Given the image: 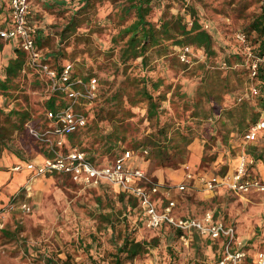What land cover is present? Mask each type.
<instances>
[{
    "label": "trees",
    "instance_id": "16d2710c",
    "mask_svg": "<svg viewBox=\"0 0 264 264\" xmlns=\"http://www.w3.org/2000/svg\"><path fill=\"white\" fill-rule=\"evenodd\" d=\"M228 2L239 12L241 26L238 33L245 35L246 43H241L235 34L234 44L220 45L218 36L204 29L196 13V5H188V0H34L29 19L36 30L35 41L39 50L45 48L50 40L48 30L56 26V20L64 24V29L54 34H60L64 39L75 37L67 46L70 49L61 47L41 52L44 62L55 59L56 69L60 71L68 53L86 52L89 48L100 59L97 61L84 54L83 60L77 64L83 77L99 79V95L92 108L93 121L90 120L81 131L69 135L72 145L66 142V147L72 148L77 143L83 145L82 150L98 166H112L116 157L139 147L149 148L147 154L143 152L139 156V160L152 162V169L170 167L176 158L181 159L193 137L189 132L180 131L179 127L172 130L174 117L168 111L175 108L176 117L184 119L187 115L193 118L213 116L216 104L222 110L220 101L223 102V109H227L230 104L227 96L236 89L229 81L233 64L245 67L235 71L236 77L243 78L241 75L249 70L246 47L251 48L252 58L264 59V1ZM6 42L0 38V52ZM176 47H190L194 58L205 60L199 65L200 73L191 75L189 81L183 84H174V76L169 73L164 77L151 73L153 68L158 67L154 64L153 54L157 55V60L169 59L174 64L179 60ZM14 55V59L0 70V159L4 153L10 152L20 161H27L24 159V146L28 144L34 152L49 157L50 151L44 144L32 143L29 139L24 142L26 123L31 120V114L22 107L12 106V101L20 100L24 92V71L34 72L32 67L29 68L26 53L21 47L14 49ZM185 68L181 66L182 70ZM257 82V106L264 110L263 72ZM204 96L207 108L202 110L200 103ZM64 105L65 102L58 96L45 102L47 111ZM237 108L239 118L236 122L241 129L248 127L249 116L251 121L257 120L259 113L248 103ZM137 117L139 121L134 120ZM186 121L184 119V123ZM36 125L42 126L40 123ZM142 125H146L145 132L141 136L133 135L132 131ZM129 138L135 143L130 145L131 148H123L121 144ZM112 157L114 159L110 161ZM132 167L142 168L139 165ZM153 183L159 184L155 180ZM91 188L95 192L102 189L103 192L117 194L123 206L121 211L116 212L110 200L111 211L96 214L100 226L107 224L105 230H112L111 240L116 244L114 250L102 257L108 262L101 263V260L91 257V264H143V260L153 258L154 249L159 247L165 236L171 234L179 241L184 236L185 232L164 223L150 230L153 236L138 238V227L131 226L129 217L135 215L137 223L146 229L140 198L108 183ZM91 246L87 244L84 248L89 251ZM173 248L170 247L172 252ZM217 248L216 244L215 250ZM70 259L71 255L62 259L52 253L44 256L42 264H71Z\"/></svg>",
    "mask_w": 264,
    "mask_h": 264
},
{
    "label": "rangeland",
    "instance_id": "374dc122",
    "mask_svg": "<svg viewBox=\"0 0 264 264\" xmlns=\"http://www.w3.org/2000/svg\"><path fill=\"white\" fill-rule=\"evenodd\" d=\"M263 1L264 0H262V3ZM190 3L196 5V13L200 17L204 29L211 33H215L218 36L220 45H232L235 43L233 38H235V34L240 30L241 20L238 19L239 12L231 8L228 4V0H188V5H190ZM54 25H56L54 28L48 30L51 33V37L46 47L40 50L42 53L50 52L61 47L66 48L75 39L73 36L64 39L60 34H54L55 32L57 33V31H63L64 24L56 20ZM189 25H191V22ZM65 36H67V34ZM90 45L91 44H89V47ZM20 46V42L16 38L7 40L4 48L0 52V70L14 59V49ZM67 48L70 49V47ZM179 50L180 48H177L178 53ZM84 54L89 55L91 59H98L97 53L89 48L86 52L79 50L72 55L68 53L63 63L73 64L75 73L83 76L77 64L79 61L83 60ZM152 58L154 64H158V67L153 68L151 73L158 74L162 77H164L166 73H169L174 76L172 80L174 84H183L189 81L188 79H190L189 77H191V75L200 73L199 65L205 63V60L202 58H194V55L190 64L184 63L180 59L175 61L174 64H172V61H169V59L164 60V58H161L157 60V55L155 53ZM97 61H100V59ZM56 63L55 59L48 62V64L55 69ZM180 65L186 68L182 70ZM233 65L234 68L231 70V73H229V81L230 85L236 89L231 95L227 96L228 101H230L227 109H223V102L220 101L219 103L222 106V110L220 109V105L216 104L215 106L217 109L215 111L212 110L213 116L201 115L193 118L187 115V118H184L187 120L186 123H184L183 118L179 119L176 117L177 113L175 108L174 110L168 111V113H172L174 117L172 130H175V127H179L180 131L191 133L194 139L198 137L206 141V148L204 149L203 156V162H205V164L207 160L212 159L216 152L220 151V149L215 150L213 154L212 150H210V148L214 146V143H212L213 139L218 138L221 132L231 131L238 132V135L240 137L242 136L243 141H246L245 134L253 124L260 120L263 110L257 106V96H252L250 92V86L254 82H258L252 81L249 78V71L245 73V75L240 74L243 78L236 77V69L241 71L245 67L242 65L239 67H237L238 65L236 64ZM29 68L32 69L31 67ZM33 72L34 73H29L28 69L24 71V92L21 93L22 96L20 100L16 102L12 101V106L17 105L22 107L31 114V120L26 123L24 142L29 139L32 143L36 142L40 144V142L31 135L30 128L44 130L46 127H49L50 123L49 120H47L45 102L51 97H54V95L50 90L46 77L34 69ZM205 98L204 96L200 103L203 105L202 107L200 106L202 110L207 108V100ZM244 103H248L250 107H254L255 111L259 114L255 122L251 121L249 116L247 122L248 127L241 129L237 126L236 122L239 118L237 106ZM95 104L96 102L94 105ZM192 108L195 109L196 107L192 105ZM136 112L139 111L136 110ZM140 113L143 114V111ZM232 113L233 117H231ZM92 117L93 110L91 109L89 112V121L91 120V122L93 121ZM139 119L140 118L137 117L134 120L139 121ZM37 123H40L42 126H37ZM145 127L146 125H142L140 129L135 128L132 134L141 136V134L145 132ZM176 141L178 142L179 138H177ZM65 142H67L68 145H72L69 136L65 137ZM134 143V140L129 138L121 145L123 148H131L130 145ZM77 144L76 146L83 149V145ZM181 146L183 147L184 143ZM25 147H27L29 151H27L28 154L24 152V159L33 161L34 157L31 156L30 153H33L34 150L30 149L31 144ZM145 149L149 150V148L146 147H139L133 149V151L135 154L141 155ZM186 150V154L181 157V159L176 158V160H174L173 164L169 167L170 170L159 172L157 177H161L166 173L172 177V180H175V177L179 179V174L181 173L180 169L188 171L189 167L186 164L188 163L192 151L188 147H186ZM112 159H114V157L109 160ZM134 160H136V157ZM24 162L26 163V161ZM148 162L147 164L145 161L143 163L138 162L137 165L145 167L146 169H143L151 172L153 163L150 161ZM167 168L168 167H166V169ZM21 178L20 174H15V182H18ZM28 181L26 187L15 193L16 195L13 202H21L19 205L20 207L22 203H26L30 207V210L24 209L22 211L23 218H20L19 222L16 224L15 222L13 223V232L7 231L8 234L6 235L0 229V233H2L0 236L1 239H8L7 237L10 236V233H13L14 235L12 234V236L15 237V239H11L4 245L6 248L4 257L6 260L0 259V264H42L44 256L52 253L58 255V257L62 259H66L67 255H71V264H91V257L101 260V263L108 262V259L102 260V257L107 255L109 251L114 250L116 243L111 240L112 230L110 228H108L107 231L105 230L107 224L100 226L96 214L99 212L111 211L112 208L110 205H114L112 207H114L116 212L121 211L123 206L122 203L119 202V196L113 192H103L102 189L99 190L100 192H95L91 187L74 183L66 175L52 174L50 177L40 176L31 181L30 185ZM179 181L180 179L175 180L177 183ZM112 186L118 187L115 185ZM12 189L13 185L5 190V193H8L4 195L7 203L11 201V196L13 194ZM111 190L113 191V189ZM110 200L112 201L109 205ZM1 209L0 207V214L4 212V210ZM3 217L4 216L0 215V219H3ZM129 220L132 227H138L136 233L138 238L154 235L153 231H150L151 229L147 227L143 229V227L137 223L135 215L129 217ZM87 244L92 245L89 251L84 248ZM170 247L175 248H173L174 252H172ZM153 252V258L143 260V264H170V262L172 264H213L208 256L209 251L207 247H204L197 239L189 244H185L181 240L175 239V237H172L170 234L164 237L162 243L158 248L154 249Z\"/></svg>",
    "mask_w": 264,
    "mask_h": 264
},
{
    "label": "built area",
    "instance_id": "2783aa9c",
    "mask_svg": "<svg viewBox=\"0 0 264 264\" xmlns=\"http://www.w3.org/2000/svg\"><path fill=\"white\" fill-rule=\"evenodd\" d=\"M33 1L0 0V11L8 10L11 18L10 27H0V38L19 40L20 47L26 53L28 65L46 77L53 95L60 97L65 105L47 111L49 127L44 130L30 128L31 135L49 149L51 156L44 158L40 163L30 161L23 165H17L13 170L28 171L30 173L29 185L31 181L40 176L62 174L68 176L74 183L86 187H96L101 183L118 186L140 198L148 228L157 229L167 223L183 232L197 231L218 243L220 255L215 264H264V247L251 258L238 240L234 227L216 221L213 211L206 212L202 219L177 217L172 213L175 202L170 199L166 207L160 211L153 196L158 195L164 188L160 184L153 183L145 169L128 165L133 152L127 151L116 157L112 166H98L81 148L66 147L65 137L81 131L88 125L89 112L98 97L99 81L96 77L85 78L76 74L74 65L71 63L64 64L58 71L43 61L42 53L35 41L36 30L29 19ZM236 38L241 43L247 42V38L242 33H237ZM245 54L248 58L249 78L252 81H257L259 74L264 73V59L252 58L250 47H246ZM179 59L190 64L193 60L191 48L180 49ZM250 89L252 96H258V83L254 82ZM263 130L264 110L261 112L260 120L253 124L245 134V140L247 142L256 141L259 133ZM144 154H147L146 149ZM246 163L247 158L243 157L232 177L215 176L206 179L203 181L204 187L213 190L218 186H225L237 194H247L253 191L264 193V181L246 176ZM185 187V185H181L179 190L184 191ZM21 208L30 210L26 203H22Z\"/></svg>",
    "mask_w": 264,
    "mask_h": 264
},
{
    "label": "crops",
    "instance_id": "0c3cea01",
    "mask_svg": "<svg viewBox=\"0 0 264 264\" xmlns=\"http://www.w3.org/2000/svg\"><path fill=\"white\" fill-rule=\"evenodd\" d=\"M10 26L9 11H0V27ZM205 142L196 137L188 144L187 147L192 151L186 164L189 168L188 171L180 169V181L178 183L175 182V180H179L177 177L172 180V177L166 173L161 177H157L159 172L170 170L169 167L167 169L154 168L151 172L147 171L150 179L157 181L164 188L158 195H154L153 199L160 211L166 207L169 199L173 200L175 207L172 209V213L177 217L202 219L206 212L213 211L216 221H221L234 227L238 240L243 244L248 255L253 258L256 252L264 247V193L253 191L247 194H237L225 186H218L213 190H209L204 187L203 181L215 176L222 178L232 177L236 173L243 157L247 158L246 176L264 181V130L260 132L257 140L253 142L243 141L242 136L240 137L238 132H221L218 138L213 139L212 143H214V146L210 148L213 154L215 150L220 149V151L216 152L211 160H207L206 164L203 162L204 149L206 148ZM24 151L28 154L25 146ZM131 152H133V156L128 161L130 167L136 166L140 162V155L135 154L133 150ZM30 154L34 157L33 162L40 163L46 158L45 154L38 152ZM135 157L136 160H134ZM30 161H26V163ZM145 162L146 164L149 163L148 161ZM24 163L10 152L4 153L0 159V207L2 208L1 210H4L0 214L4 216L3 219H0V229L4 234H8L7 231L13 232V223L15 222L16 224L20 218H23V209L19 206L21 202L15 203L13 199L16 195L15 193L27 186L26 183L30 173L24 169L22 171H14L13 168ZM15 174H20L22 177L18 182H15ZM44 176L50 177L52 175ZM12 185L13 194L11 201L7 203L4 195L8 193H5V190ZM181 185L186 186L184 191L179 190ZM167 192L168 194H165ZM12 234L10 233V236L7 237L9 240L0 238V259L6 260L4 257L6 250L4 245L11 239H15ZM195 239L200 241L204 247H207L208 256L215 264L220 255L218 248L215 250V245L219 244L197 231L185 232L184 236L181 237V241L185 244H189Z\"/></svg>",
    "mask_w": 264,
    "mask_h": 264
}]
</instances>
